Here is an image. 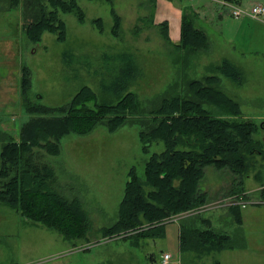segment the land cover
Returning a JSON list of instances; mask_svg holds the SVG:
<instances>
[{"label":"rangeland","instance_id":"rangeland-1","mask_svg":"<svg viewBox=\"0 0 264 264\" xmlns=\"http://www.w3.org/2000/svg\"><path fill=\"white\" fill-rule=\"evenodd\" d=\"M35 1L17 0L11 7L13 0H0V151L8 136L19 137L21 125L30 116L63 114L58 111L60 106H67L82 85L97 92L100 83H109L110 72L102 67L103 55L120 47L132 48L142 55L144 74L131 90L136 93L143 113L115 132L107 131L106 125L100 123L85 134L63 135L58 139L57 155L34 149L37 158L33 160L54 169L59 184L56 187L67 197L77 196L82 200L90 219V231L86 239L70 242L57 231L26 221L14 209L0 203V264H160L164 252L171 254L168 264H214L215 261L264 264V249L258 246L264 243L261 214L246 216L247 229H255L253 218L262 220V234L248 236L247 253L225 249L188 257L179 250L178 240L181 219L192 227L204 222L202 217L209 218L218 232L233 234L235 229L243 232L237 228L228 208L240 206L241 199L252 203L248 204L249 208L264 201V128L261 127L255 138L263 154L243 151L248 169L240 175L233 170L206 167L200 183L207 193L206 201L198 208L180 213L185 215L177 220L175 216L180 214L165 219L161 228L163 236L139 238L134 244L132 238L123 240L124 234L105 238L99 231L116 220L128 170L134 167L142 177L150 154L163 150L162 142L158 141L150 145L147 153L142 152L139 119L152 117L149 111L160 103L170 84L181 79L180 73H185L187 79H201L209 74L220 76L223 89L240 104L242 112L237 118L251 119L257 126L264 122V16L251 20L246 18L251 16L235 18L229 14L231 5L249 9L253 4H264V0H111L121 16V38L111 34V5L106 0H77L85 12V20L80 23L72 13H59L66 25L65 40L45 32L36 44L29 41L22 27L36 11ZM183 15L208 33L211 48L207 53L196 52L193 56L188 53L181 65L175 61L179 54L174 51L173 42L178 40L177 18L181 21ZM98 17L103 22L102 32L92 24ZM165 20L171 43L160 32L159 25ZM221 58L241 68L244 74L241 86L211 69ZM21 66H27L31 72L24 93L20 90ZM24 107L39 112L44 107L53 112L26 113ZM6 180L0 175V187ZM239 182L248 190L243 194L245 199L235 196ZM135 232L132 230L128 235ZM235 241L240 242L238 236Z\"/></svg>","mask_w":264,"mask_h":264},{"label":"trees","instance_id":"trees-1","mask_svg":"<svg viewBox=\"0 0 264 264\" xmlns=\"http://www.w3.org/2000/svg\"><path fill=\"white\" fill-rule=\"evenodd\" d=\"M15 2L17 0L10 6ZM106 2L111 5V34L121 38V16L112 7L111 0ZM34 7L36 11L31 20L22 27L29 41L35 44L45 32L56 34L60 41L65 40L66 25L59 13H72L80 23L85 20V12L77 0H37ZM181 18L180 35L173 45L179 54L175 61L182 65L188 53L192 56L196 52L207 53L211 44L203 30L185 15ZM92 24L102 32L101 18H94ZM159 26L164 40L171 43L168 22L165 20ZM103 57L102 67L110 72L109 83H100L97 92L82 85L67 106H60L58 111L63 114H51L53 110L40 107L41 112L51 115L30 116L21 125L19 137H5L0 151V175L7 179L0 187V203L14 209L26 221L57 231L70 242L87 238L91 227L89 216L79 197L69 198L56 187L59 184L52 166L33 160L37 158L34 149L57 155L60 152L58 139L63 135L85 134L100 123H104L109 132H115L132 117L143 113L136 93L131 90L144 74L142 55L132 48L120 47ZM211 69L236 86L244 83L241 68L226 58H221ZM21 73L20 90L24 93L29 87L31 72L27 66H21ZM180 76L181 79L164 92L160 103L149 111L152 117L139 119L142 152L147 153L150 145L158 141L164 148L150 154L142 177L136 168L128 170L116 220L99 230L102 237L124 234L123 240L132 238L135 244L139 238L163 236L161 228L165 219L198 208L206 201L207 193L200 188L206 167L233 170L240 175L248 169L243 151L263 154L257 147L259 141L255 134L260 127L264 128V122L257 126L251 119L237 118L242 112L240 104L223 89L220 76L209 74L201 79H187L185 73ZM27 108L24 107L26 113L39 112ZM237 186L236 193H242L243 183ZM228 211L240 228V206L231 205ZM202 218L204 222L192 227L183 219L180 221L179 250L188 257L221 251L234 244L244 245L242 231H238L240 242H236L228 233L216 231L209 218ZM132 230L136 232L128 235ZM214 264L220 263L215 261Z\"/></svg>","mask_w":264,"mask_h":264},{"label":"crops","instance_id":"crops-1","mask_svg":"<svg viewBox=\"0 0 264 264\" xmlns=\"http://www.w3.org/2000/svg\"><path fill=\"white\" fill-rule=\"evenodd\" d=\"M264 16L263 15H260V16H256V17H246V18H249L251 20H260V17ZM245 19V18H244ZM179 21V33L177 34V37L179 38V35H180V20H178L177 18V22ZM176 22V23H177ZM200 29V28H199ZM202 30V29H201ZM204 31V30H203ZM205 34L208 36V33L206 31H204ZM169 35H171L170 33V30H169ZM209 38V36H208ZM210 40V39H209ZM108 131V130H107ZM139 137V136H138ZM140 142V141H139ZM124 145H121V148H123ZM101 149H103V146H100ZM140 149H141V143H140ZM126 182V180H125ZM125 182H124V185H125ZM124 185H123V190H124ZM123 190H122V195H123ZM248 190L244 189V191L242 193H236L235 196L239 195L238 197H243L244 199L246 197L243 196L244 193H247ZM248 195V194H246ZM122 198V197H121ZM121 200V199H120ZM237 200V199H236ZM239 203H240V212H241V217H242V225L240 226V228L243 229V236H244V245H236L234 244L231 248H228L230 250H236V251H243V253H247V251L249 250L250 248V244H249V239H248V236H250L252 233L253 234H256L257 236H260L262 234V225H261V222L262 220L258 217H255L253 218V222H254V225L255 226V229H247L248 228V223L245 222V219H246V216L247 215H257V214H261V218L264 216V201L261 202L260 204L259 203H256L258 206H253V207H248V204H252L250 203V201H247V200H238ZM244 201V202H243ZM183 215L185 214H180L179 216H175V220L179 219L180 217H182ZM264 218V217H263ZM236 224V223H235ZM237 226V225H236ZM179 234V233H178ZM233 239L237 238V235H238V229H235V232L233 234H229ZM106 238V237H105ZM258 246L262 249H264V243H261V244H258ZM225 250V249H224ZM222 251V250H221ZM185 255V253H183ZM259 255V251L257 250V253L256 255ZM261 255V254H260ZM187 256V255H185ZM182 260L184 261V258H182ZM181 260V262H182Z\"/></svg>","mask_w":264,"mask_h":264},{"label":"built area","instance_id":"built-area-1","mask_svg":"<svg viewBox=\"0 0 264 264\" xmlns=\"http://www.w3.org/2000/svg\"><path fill=\"white\" fill-rule=\"evenodd\" d=\"M230 13L235 18H239L242 16H251L256 17L264 14V4H253L249 9H242L237 6L231 5ZM171 258V254L169 252H164L161 255L160 264H168Z\"/></svg>","mask_w":264,"mask_h":264},{"label":"bare ground","instance_id":"bare-ground-1","mask_svg":"<svg viewBox=\"0 0 264 264\" xmlns=\"http://www.w3.org/2000/svg\"><path fill=\"white\" fill-rule=\"evenodd\" d=\"M170 261V260H169Z\"/></svg>","mask_w":264,"mask_h":264}]
</instances>
